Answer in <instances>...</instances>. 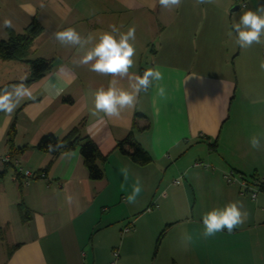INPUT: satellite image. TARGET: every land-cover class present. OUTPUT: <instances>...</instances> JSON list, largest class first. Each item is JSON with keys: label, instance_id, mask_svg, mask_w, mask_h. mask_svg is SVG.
Wrapping results in <instances>:
<instances>
[{"label": "crops", "instance_id": "obj_1", "mask_svg": "<svg viewBox=\"0 0 264 264\" xmlns=\"http://www.w3.org/2000/svg\"><path fill=\"white\" fill-rule=\"evenodd\" d=\"M235 1L196 4V0H183L179 8L169 10L161 8L158 0H0V41L8 37L5 19L11 20L10 28L16 33L37 19L43 32L34 40L28 59H51L54 64L41 79L26 83L30 74L27 63L2 61L0 86L23 82L32 97L25 98L11 116L0 113V156H10L7 132L15 121L14 145L29 147L16 159L23 169L40 175L51 160L50 154L35 148L40 139L46 134L63 137L83 118L82 134L107 156L101 164L104 176L97 181L90 179L79 150L61 155L44 172L46 177L36 176L28 183L22 175L17 179L15 165L6 169L0 177V264H80L88 243L95 264L98 251L115 244L113 229L118 231L132 214H157L144 212L149 206L152 210L148 212L159 208L156 198L169 199L168 186L161 191L169 167L174 174L187 173L189 186L198 188L196 202L190 201L186 189L174 192L176 212L180 215L182 210V217L170 221V226H182L198 235L202 214L228 202H242L248 213L243 226L232 233L225 230L206 240L196 239L187 249L179 241L171 255L172 264H264V196L252 200L236 186H227L208 167L192 168L200 161L222 172L228 168L244 176L262 173L264 149H252L248 140L264 131V120H253L258 112L252 113L248 128L242 110L234 111L241 52L230 57L226 33L233 13L241 9ZM110 25L121 32L135 27V65L130 71L139 74L141 67L158 68L167 90V99L157 97L155 88L142 92L137 106L118 119L91 114L92 92L106 88L112 77L77 66V50L61 45L53 36L73 27L84 37H97L110 31ZM261 84V78L251 83L250 92L255 96L247 101L264 105ZM118 86L126 88L127 80ZM136 114L140 116L135 118ZM134 119L138 127L134 137L153 159L146 166L136 165L115 150ZM197 146L207 147V153L187 160L188 152ZM123 167L129 169L127 182L120 173ZM3 171L0 160V173ZM136 177L142 191L134 204H128L126 197ZM67 195L73 196L72 204L67 203ZM21 201L30 211L25 222L18 209ZM186 209L189 216L183 217ZM93 233L106 234L92 241Z\"/></svg>", "mask_w": 264, "mask_h": 264}, {"label": "clouds", "instance_id": "obj_2", "mask_svg": "<svg viewBox=\"0 0 264 264\" xmlns=\"http://www.w3.org/2000/svg\"><path fill=\"white\" fill-rule=\"evenodd\" d=\"M182 2L183 0H158L161 8L169 10L179 8ZM214 2L215 0H196V4ZM3 24L8 28L13 26L8 19H5ZM109 27L110 31L102 32L97 37L91 34L84 37L73 27L53 33L54 39L61 45L77 50V58L74 60L77 66H87L90 72L112 77L106 88L100 87L92 92L91 114L93 116L102 114L103 118L118 119L122 113L137 106L142 92L146 93L152 88H155L157 97L167 99V90L162 83L164 75L158 68H147L142 74L130 71L135 65L136 48L132 43L136 38L135 27L130 26L126 32H121L116 25ZM226 34L240 49H249L254 44H264V5H258L255 10L248 9L239 14L233 13V20ZM259 66L261 71H264V60L260 61ZM121 80H127L126 88L118 86ZM31 97V89L23 82L0 87V113L11 116L25 98ZM248 143L254 150L264 149V131L251 136ZM57 147H63V145H49V151H55ZM120 173L127 182L130 176L129 169L123 167ZM141 191L140 178L136 177L126 202L134 204ZM65 199L69 204H72L74 200L71 195H67ZM247 216L248 213L243 210L242 202H228L222 207H215L202 214V231L195 236L187 231L183 232L181 242L187 249L189 245L195 243L196 239L206 240L225 230L232 233L243 226Z\"/></svg>", "mask_w": 264, "mask_h": 264}, {"label": "rangeland", "instance_id": "obj_3", "mask_svg": "<svg viewBox=\"0 0 264 264\" xmlns=\"http://www.w3.org/2000/svg\"><path fill=\"white\" fill-rule=\"evenodd\" d=\"M240 1L242 0L238 1V5L239 3H241ZM235 2L237 3V1ZM246 2H247V6L245 8H241L239 10V13L248 9L255 10L258 5H264V0H246ZM237 17L238 15L236 16V18ZM227 45H228V50L230 51L231 58L235 57L237 52L239 51L241 52V58L239 61L240 66H238L237 69V75H238V81L240 87L238 93H236L238 96L237 102L239 103L235 102L236 108L234 109V111H236V109L242 110L245 121L244 123L246 127L250 128L249 126L250 122L248 120H250L252 113L258 112L257 119L254 118L253 120L258 121L259 123H262L264 120V105L262 103L255 104L247 101L249 97L251 96L253 97L254 95L253 92L252 93L250 92L251 83H253L256 80H259V78H261L262 81L260 90L261 93H264V81L262 80V78H264V71H261L259 66L260 61L264 60V44H254L249 49H239V47L234 45L233 42L229 39ZM161 58L165 59L166 56H161ZM2 64L3 63L0 60V66ZM237 104H241V105H239V107L237 108ZM233 116L234 113L232 117ZM198 153L206 154L207 147L204 146L194 147V149L189 151L188 154L186 155L187 160L190 159L191 155H197ZM205 160L207 159L204 158L203 161ZM198 163H200V161ZM194 164L192 168L195 167ZM200 164L201 166H197V167L199 168L208 167L207 170H209L210 172H213L214 174L219 173L223 178L224 183L227 186H236L239 192H241L238 183L229 185L227 184L226 180L223 177L225 173L231 171H233L236 175L237 173L235 170L227 168V170L222 172L220 171V168L214 166L213 164H207V162H202ZM261 166L262 167H260V169L262 173L259 176L255 175V178H252L251 174L246 175L245 176L246 181L253 183L254 181L264 179L263 161L261 163ZM175 180H179L178 185L174 184ZM187 180L188 178L186 179L185 173L174 174L173 168L169 167L167 173L163 177V184H162L163 188L161 190L163 191V189L164 188L166 189V187L168 186V188L166 189V193L170 195L169 199L168 198L164 199V197L156 198L157 205L159 206V208L153 210L152 212H148V211L144 212L145 214H151V213L153 214L157 213V214L153 216L141 214V216L139 217L137 216L139 215L138 214L139 212L135 213L134 215L132 214L128 220H125V222L122 224L123 226H120L118 228V231H116V229H113L115 230L114 231L115 244L109 247L108 249L102 248L101 250H99L100 247H98L97 251L99 250L98 251L99 258L95 264H112L113 262H115V264H172L171 255H173L177 243L181 241L182 233L185 231L189 232L188 229L185 230L184 227L182 226L180 227L170 226V221H173L176 217H182L181 216L182 210H180V215L176 212V198L174 192L182 191L186 189L187 194H189L188 198H191L190 201L196 202L195 192H197L198 188L196 189L194 187H190ZM261 195L264 196V194ZM180 201L184 204V200L182 199V197L180 198ZM180 205L182 207V204ZM186 216H189V214L187 213V209L183 217ZM127 226L131 228L130 232L125 234H123L122 231L120 232V229L124 230ZM164 230H166L165 233L161 235ZM190 233L195 235L194 230L191 231ZM103 234L106 233H99L97 235L93 233L91 234V240L94 241L95 238V241H97L99 238L103 236ZM112 247H115L117 253L120 255V257H118L117 259L114 258ZM83 251H84V255L85 254L88 255V258L87 256L85 258V256L83 255V257L80 259V264H94L91 243H88V246L85 247Z\"/></svg>", "mask_w": 264, "mask_h": 264}, {"label": "trees", "instance_id": "obj_4", "mask_svg": "<svg viewBox=\"0 0 264 264\" xmlns=\"http://www.w3.org/2000/svg\"><path fill=\"white\" fill-rule=\"evenodd\" d=\"M6 31L8 37L0 41V60L22 61L27 63L29 65L30 74L29 78L26 80V83H32L41 79L46 73L50 72L53 69L54 64L53 60L51 59H28L30 49L34 40L43 32V26L38 22L37 19H34L33 22H31V24H29L22 33H16L11 28H7ZM146 69L147 68L141 67L139 69V74H142ZM14 83L15 82H10L1 85L0 87H4L6 85H11ZM64 101L71 103L72 99L65 98ZM139 116L140 114H136L135 118ZM84 125L85 119L83 118L63 137H59L55 134H46L40 139L35 148L39 151L51 155L50 162L43 170L45 173L52 167L58 157L65 153L79 150L83 158L84 165L89 172L90 179L92 181H97L103 178L104 171L101 167V164L106 162L107 156L102 154L99 147L93 140L82 134V128L84 127ZM136 129H138V127L134 119L130 132L124 139L117 143L115 150L124 155H127L130 160L136 165L146 166L152 163L153 159L151 155L136 141L134 137V131ZM15 135L16 126L15 121H13L7 132V143L9 145L10 157L12 160H15L18 155L29 148L28 146L16 147L14 145ZM58 144L63 145V147H57L55 151H49V145L57 146ZM10 167H14L13 162L4 163V171L0 173V177H2L5 174L6 169ZM16 174L17 179L20 181L21 174L18 171ZM241 175L244 176V174ZM251 177L255 178V174H251ZM22 184L20 187L23 186ZM148 208H151V206H149ZM18 209L24 222L30 219V211L26 208L23 201L19 203ZM165 231L166 230H164L161 235H163Z\"/></svg>", "mask_w": 264, "mask_h": 264}, {"label": "built area", "instance_id": "obj_5", "mask_svg": "<svg viewBox=\"0 0 264 264\" xmlns=\"http://www.w3.org/2000/svg\"><path fill=\"white\" fill-rule=\"evenodd\" d=\"M239 1V0H237ZM241 3H239V7L242 8V5L247 6V2L246 0H242L240 1ZM245 8V7H243ZM0 160L3 163H9V162H13V164L16 166L17 171L25 177L26 183H28L29 181L33 180L36 176H39L41 178L46 177V175L44 173L37 175L36 173L28 170V169H23L20 164L19 161L17 159L12 160L11 157L9 155L7 156H0ZM197 166H201L200 163H196L195 167ZM237 173V172H236ZM224 179L226 180L227 184L231 185V184H235L238 183V185L240 186L241 189V195L243 196H248L249 198H251L252 200H256L258 198L259 195L264 194V179L262 180H257L252 182L246 181V178L241 175L240 173H237L235 175V173L233 171L225 173L223 175ZM178 180H175L174 184L178 185L179 183H177ZM152 208H148L147 211H151ZM130 231L129 227H126L123 230V233H128ZM114 257L117 259L119 257V254L117 253V251H114L113 253ZM112 264H115V262H113Z\"/></svg>", "mask_w": 264, "mask_h": 264}]
</instances>
